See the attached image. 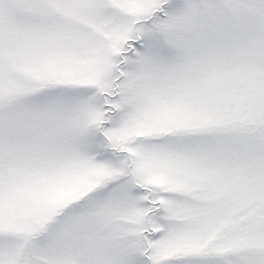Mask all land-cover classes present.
Listing matches in <instances>:
<instances>
[{"label": "snow or ice", "instance_id": "obj_1", "mask_svg": "<svg viewBox=\"0 0 264 264\" xmlns=\"http://www.w3.org/2000/svg\"><path fill=\"white\" fill-rule=\"evenodd\" d=\"M0 264H264V0H0Z\"/></svg>", "mask_w": 264, "mask_h": 264}]
</instances>
